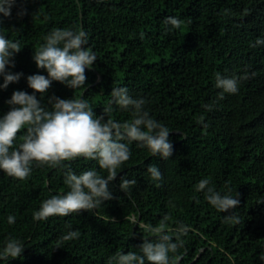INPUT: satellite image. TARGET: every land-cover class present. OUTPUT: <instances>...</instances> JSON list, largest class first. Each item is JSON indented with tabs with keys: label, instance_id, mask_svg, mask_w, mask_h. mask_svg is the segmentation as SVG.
I'll return each instance as SVG.
<instances>
[{
	"label": "trees",
	"instance_id": "trees-1",
	"mask_svg": "<svg viewBox=\"0 0 264 264\" xmlns=\"http://www.w3.org/2000/svg\"><path fill=\"white\" fill-rule=\"evenodd\" d=\"M168 16L182 21L179 29L167 30ZM55 28L85 31L84 47L97 60L85 69V86L53 81L43 97L37 92L42 106L50 110L51 96L82 98L97 116L130 122L132 112L111 97L113 88H127L172 131L173 152L160 158L131 142L129 159L109 184L112 199L40 221L33 212L41 202L68 191L66 171L107 176V170L80 156L56 166L34 163L24 179L0 171V248L8 238L24 246L20 257L0 264H110L117 252L139 254L144 240L158 242L155 229L183 242L169 252V264H264V44L255 43L264 38V0H16L11 15L0 18V33L19 42L11 71L24 75L0 89V115L14 91H34L28 75H47L33 54ZM218 72L238 79L236 93L220 98ZM149 165L159 168V180L150 178ZM122 177L135 183L123 190ZM203 178L221 193H238V207L223 213L212 207L194 187ZM232 212L238 223L223 218ZM181 226L186 231L178 233ZM69 230L78 239H59Z\"/></svg>",
	"mask_w": 264,
	"mask_h": 264
},
{
	"label": "clouds",
	"instance_id": "clouds-1",
	"mask_svg": "<svg viewBox=\"0 0 264 264\" xmlns=\"http://www.w3.org/2000/svg\"><path fill=\"white\" fill-rule=\"evenodd\" d=\"M15 3L16 0H0V18L10 16ZM163 24L169 26L167 30L171 31L179 29L182 21L178 17L168 16ZM255 43L264 44V38L257 37ZM88 44L87 33L83 30H51L33 54L37 67L44 69L47 75H28L27 85L34 91L30 94L23 90L14 91L5 101L10 106L9 111L0 115V171L6 175L24 179L30 174L34 163L56 166L80 156L95 160L101 169L108 172L107 176H101L95 169L79 174L69 169L64 173V184L68 191L43 200L38 210L33 212L34 221L46 220L50 216H68L80 210H94L104 201L112 199L109 184L117 179V169L129 159V144L133 141L160 158H169L173 152L169 139L172 131L144 110L145 101L132 98L127 88H113L111 97L112 103L132 112L130 122L120 123L111 118L105 120L103 116H97L88 101L82 98L51 96L48 98L50 110L42 106L36 94L38 92L43 97L53 81H59L71 89L86 85L85 69L93 67L97 60L95 52L84 47ZM20 50L18 41H12L0 33V77L3 80L0 89H6L24 75L11 71L15 67L13 57ZM214 86L221 90L219 96L222 99L225 93L238 91V79L218 72ZM110 111L111 106L104 109L105 113ZM25 127L26 133L21 137L23 142L13 148L18 131ZM147 173L154 181L161 178V172L155 165H149ZM134 183V180L121 178L123 190ZM209 185V179L203 178L194 187L197 192H204L206 201L217 211L223 213L238 207V193L233 196L230 189L221 193ZM223 218L239 222L235 212ZM7 222L13 224L15 217L8 215ZM154 231L160 233L158 242L144 240L139 246V254L117 252L110 257V264H145V261L149 264H169V252L174 253L183 242H173L172 236L161 229ZM177 231L183 233L186 229L181 226ZM78 237L77 230H69L59 239L68 241ZM23 251L21 241L8 238L0 248V262L20 257ZM260 259L264 261V253Z\"/></svg>",
	"mask_w": 264,
	"mask_h": 264
},
{
	"label": "water",
	"instance_id": "water-1",
	"mask_svg": "<svg viewBox=\"0 0 264 264\" xmlns=\"http://www.w3.org/2000/svg\"><path fill=\"white\" fill-rule=\"evenodd\" d=\"M99 81H100V79H99Z\"/></svg>",
	"mask_w": 264,
	"mask_h": 264
}]
</instances>
